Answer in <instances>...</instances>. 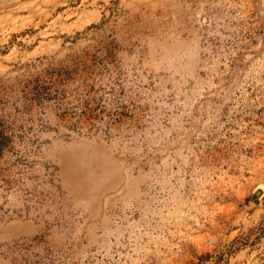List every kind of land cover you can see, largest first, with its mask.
<instances>
[{
  "label": "rangeland",
  "instance_id": "rangeland-1",
  "mask_svg": "<svg viewBox=\"0 0 264 264\" xmlns=\"http://www.w3.org/2000/svg\"><path fill=\"white\" fill-rule=\"evenodd\" d=\"M0 264H264V0H0Z\"/></svg>",
  "mask_w": 264,
  "mask_h": 264
},
{
  "label": "trees",
  "instance_id": "trees-1",
  "mask_svg": "<svg viewBox=\"0 0 264 264\" xmlns=\"http://www.w3.org/2000/svg\"><path fill=\"white\" fill-rule=\"evenodd\" d=\"M2 148H0V151H1Z\"/></svg>",
  "mask_w": 264,
  "mask_h": 264
}]
</instances>
